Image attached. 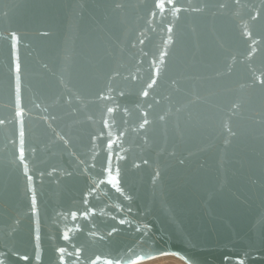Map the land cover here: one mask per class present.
I'll return each mask as SVG.
<instances>
[{
  "label": "water",
  "instance_id": "1",
  "mask_svg": "<svg viewBox=\"0 0 264 264\" xmlns=\"http://www.w3.org/2000/svg\"><path fill=\"white\" fill-rule=\"evenodd\" d=\"M264 264V0H0V264Z\"/></svg>",
  "mask_w": 264,
  "mask_h": 264
},
{
  "label": "bare ground",
  "instance_id": "2",
  "mask_svg": "<svg viewBox=\"0 0 264 264\" xmlns=\"http://www.w3.org/2000/svg\"><path fill=\"white\" fill-rule=\"evenodd\" d=\"M156 258H158L159 260H167V262L166 263H164V264H182V262H180V261H177L176 259H174L173 258V255H166V256H160V258L159 257H156ZM155 259V258H154ZM172 259V260H171ZM155 260H157V259H155ZM143 262V261H142ZM149 262V261H148ZM180 262V263H179ZM136 264H138V263H136ZM139 264H149V263H147V262H143V263H140L139 262Z\"/></svg>",
  "mask_w": 264,
  "mask_h": 264
},
{
  "label": "rangeland",
  "instance_id": "3",
  "mask_svg": "<svg viewBox=\"0 0 264 264\" xmlns=\"http://www.w3.org/2000/svg\"><path fill=\"white\" fill-rule=\"evenodd\" d=\"M164 256H166V255H164ZM168 256V255H167ZM163 257V256H162ZM160 258V257H159ZM173 258L174 259H176L177 261H180V262H182V264H186L185 262H184V260H182L181 258H179L178 256H176V255H173ZM155 259H157V260H155ZM153 258V259H150V260H146V261H143V262H147V263H149V264H164V263H166L167 262V260H159L158 258ZM172 260V259H171ZM149 261V262H148ZM166 261V262H165ZM143 262H140V263H143ZM179 262V263H180ZM139 264V263H138ZM181 264V263H180Z\"/></svg>",
  "mask_w": 264,
  "mask_h": 264
},
{
  "label": "snow or ice",
  "instance_id": "4",
  "mask_svg": "<svg viewBox=\"0 0 264 264\" xmlns=\"http://www.w3.org/2000/svg\"><path fill=\"white\" fill-rule=\"evenodd\" d=\"M237 264H243L242 260H237Z\"/></svg>",
  "mask_w": 264,
  "mask_h": 264
}]
</instances>
